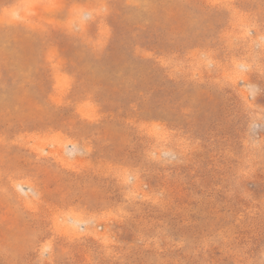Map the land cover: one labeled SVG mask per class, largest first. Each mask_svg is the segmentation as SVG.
Segmentation results:
<instances>
[{"label": "rangeland", "instance_id": "rangeland-1", "mask_svg": "<svg viewBox=\"0 0 264 264\" xmlns=\"http://www.w3.org/2000/svg\"><path fill=\"white\" fill-rule=\"evenodd\" d=\"M0 264H264V0H0Z\"/></svg>", "mask_w": 264, "mask_h": 264}]
</instances>
